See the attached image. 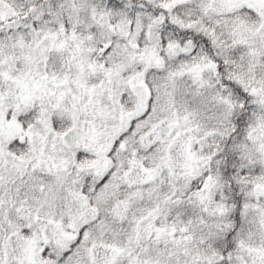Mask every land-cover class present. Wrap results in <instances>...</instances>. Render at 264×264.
<instances>
[{
    "label": "snow or ice",
    "instance_id": "6c2138e0",
    "mask_svg": "<svg viewBox=\"0 0 264 264\" xmlns=\"http://www.w3.org/2000/svg\"><path fill=\"white\" fill-rule=\"evenodd\" d=\"M0 264H264V0H0Z\"/></svg>",
    "mask_w": 264,
    "mask_h": 264
}]
</instances>
